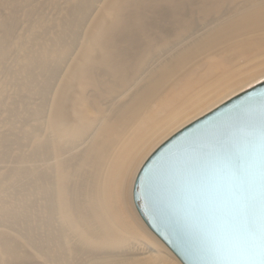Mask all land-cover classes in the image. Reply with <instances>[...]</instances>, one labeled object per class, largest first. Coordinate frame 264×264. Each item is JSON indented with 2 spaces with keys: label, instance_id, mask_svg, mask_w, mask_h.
<instances>
[{
  "label": "bare ground",
  "instance_id": "bare-ground-1",
  "mask_svg": "<svg viewBox=\"0 0 264 264\" xmlns=\"http://www.w3.org/2000/svg\"><path fill=\"white\" fill-rule=\"evenodd\" d=\"M259 77L264 0H0V264H183L131 185Z\"/></svg>",
  "mask_w": 264,
  "mask_h": 264
},
{
  "label": "water",
  "instance_id": "water-1",
  "mask_svg": "<svg viewBox=\"0 0 264 264\" xmlns=\"http://www.w3.org/2000/svg\"><path fill=\"white\" fill-rule=\"evenodd\" d=\"M262 123L264 80L182 127L140 168L135 207L183 264H213L250 243ZM210 183L231 195H210Z\"/></svg>",
  "mask_w": 264,
  "mask_h": 264
},
{
  "label": "snow or ice",
  "instance_id": "snow-or-ice-1",
  "mask_svg": "<svg viewBox=\"0 0 264 264\" xmlns=\"http://www.w3.org/2000/svg\"><path fill=\"white\" fill-rule=\"evenodd\" d=\"M255 183V219L251 225V240L237 255L214 261L213 264H264V123L261 124L253 166ZM209 194L224 198L226 193L219 184L209 186Z\"/></svg>",
  "mask_w": 264,
  "mask_h": 264
},
{
  "label": "rangeland",
  "instance_id": "rangeland-1",
  "mask_svg": "<svg viewBox=\"0 0 264 264\" xmlns=\"http://www.w3.org/2000/svg\"><path fill=\"white\" fill-rule=\"evenodd\" d=\"M262 79L264 80V77L262 78V77H259V78H257L255 81H253V82H251V83H249V84H247V85H245V86H243L242 88H240V89H238L237 91H235V92H232V93H230L228 96H226V98H224L223 100H222V103L224 102V101H226V100H228L229 98H231V97H233L234 95H236V94H238L239 92H242L243 90H245V89H247V88H249V87H251V86H253V85H255L256 83H258L259 81H262ZM218 106V105H217ZM216 106V107H217ZM213 108H215V105H214V107H212V109ZM156 148H157V146H156ZM141 167V166H140ZM140 169V168H139ZM139 169H138V171H139ZM137 174V173H136ZM136 176V175H135ZM134 176V177H135ZM135 179V178H134ZM132 182H133V177H132ZM133 188V185H131V189ZM131 189H130V194H131ZM131 196H132V194H131ZM131 207L133 208V212L137 215V216H139L138 215V213H137V211H136V209H135V206L133 205V201H132V197H131ZM141 218L139 217V220H140ZM141 222L145 225V223L141 220ZM145 227H147L146 225H145ZM148 228V227H147ZM149 229V228H148ZM154 236H155V234H153ZM157 237V236H156ZM158 238V237H157ZM159 239V238H158ZM160 240V239H159ZM161 241V240H160ZM165 245V244H164ZM144 248V247H143ZM146 255V254H145Z\"/></svg>",
  "mask_w": 264,
  "mask_h": 264
}]
</instances>
